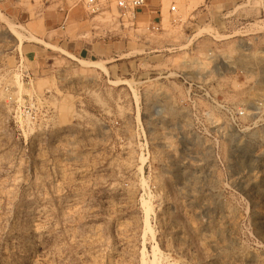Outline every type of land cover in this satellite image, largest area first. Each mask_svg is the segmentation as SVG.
<instances>
[{"label":"rangeland","instance_id":"rangeland-1","mask_svg":"<svg viewBox=\"0 0 264 264\" xmlns=\"http://www.w3.org/2000/svg\"><path fill=\"white\" fill-rule=\"evenodd\" d=\"M50 2L0 0V264H264V0H110L107 56Z\"/></svg>","mask_w":264,"mask_h":264},{"label":"crops","instance_id":"crops-1","mask_svg":"<svg viewBox=\"0 0 264 264\" xmlns=\"http://www.w3.org/2000/svg\"><path fill=\"white\" fill-rule=\"evenodd\" d=\"M143 12V9H138V12ZM44 25L48 31H55L51 38H46L49 41L56 42L58 45L64 46L72 51H77L78 55L86 56H107L112 52V45L109 41L91 40L86 41L81 38L86 31V14L80 7L72 9L67 17V21L62 26L64 13L59 11L55 3H49L43 9ZM69 28V29H68Z\"/></svg>","mask_w":264,"mask_h":264},{"label":"built area","instance_id":"built-area-1","mask_svg":"<svg viewBox=\"0 0 264 264\" xmlns=\"http://www.w3.org/2000/svg\"><path fill=\"white\" fill-rule=\"evenodd\" d=\"M147 0H115L117 11V19L121 25L127 21H131L138 13V9L146 5ZM57 4V9L64 13L62 26L67 21L69 12L77 7L84 9L87 14L93 15L110 7V0H51ZM171 11L175 10V6L170 7Z\"/></svg>","mask_w":264,"mask_h":264},{"label":"bare ground","instance_id":"bare-ground-1","mask_svg":"<svg viewBox=\"0 0 264 264\" xmlns=\"http://www.w3.org/2000/svg\"><path fill=\"white\" fill-rule=\"evenodd\" d=\"M144 206H145V211L148 214V211L151 210L150 202L148 200H145ZM156 263L155 262L146 263L145 261H143L142 264H156Z\"/></svg>","mask_w":264,"mask_h":264}]
</instances>
